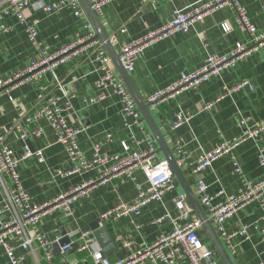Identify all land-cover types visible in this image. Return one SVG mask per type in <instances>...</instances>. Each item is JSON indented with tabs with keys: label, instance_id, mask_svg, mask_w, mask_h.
<instances>
[{
	"label": "crops",
	"instance_id": "1",
	"mask_svg": "<svg viewBox=\"0 0 264 264\" xmlns=\"http://www.w3.org/2000/svg\"><path fill=\"white\" fill-rule=\"evenodd\" d=\"M198 1L113 0L103 8L102 16L98 19L118 54L124 44L141 38L168 22L173 9L192 6ZM238 1L246 9L250 22L259 32H264V0ZM233 19L232 11L219 10L195 24L188 33H176L145 48L137 59L133 72L129 74L142 100L146 103L147 96L152 92L162 90L183 74L200 68L207 56L227 54L236 41L246 42V37L236 30ZM27 21L35 22L38 40L49 52L74 41L79 33L78 22L66 9L51 15L41 11L33 12L29 14ZM3 22L10 30L6 33L0 31V79L17 72L38 55V50L28 41L23 27L13 16H5ZM222 22H227L232 27L230 33L223 32ZM111 65L113 73L119 77L112 61ZM54 74L62 84L63 91L67 95L73 94V113L68 121L70 125L82 128L77 143L87 160L91 158L92 144L102 142L109 133L113 140L104 144L102 150L110 154L125 153L121 141L131 149L139 151L145 150L149 142H154L157 147L143 119L142 123L134 124L131 118H124L119 97L110 88L95 86L94 82L103 72L96 60L94 46L86 47L66 63L57 66ZM243 80L249 81L252 90L248 87L242 88L215 103L211 109H204L205 104L214 101L225 87L230 88ZM39 87H43L49 94L62 95L50 72L43 74L35 82L22 84L8 93L0 90V143L10 147L18 155L27 149L43 152L42 162L23 161L18 168L21 185L29 195L31 204L35 205L49 202L82 182L96 178L98 174L97 170L83 171L71 176L57 174V170L70 166L63 146L56 143L46 120L40 119L30 125L24 122L37 108ZM101 94L104 98L97 103L85 106L81 102L82 97ZM149 110L176 160L179 159L177 147L195 160L220 143L238 138L241 134L238 127L240 119L249 120V124L264 120V49L248 57L236 68L224 70L219 76L212 77L197 90L185 91L176 99ZM179 112L192 117L188 123L173 130L171 126ZM16 123L28 129L37 127L41 135L30 136L22 141L14 131ZM259 150H264V133L259 140H246L236 146L231 154L216 160L203 173L208 193L214 194L219 189L228 194L238 191L241 183L233 171L232 157L238 162L247 180L262 179L264 167L258 162ZM157 158L164 159L158 150ZM181 169L197 197L194 176L188 167L183 166ZM5 183L8 187V183ZM146 185L145 176L139 170L134 172L132 179L116 178L80 198L74 204L71 216L64 217L53 212L39 220L37 229L51 241L56 231L60 236L72 232H91L90 226L99 219L100 214L120 202H132L138 189H144ZM3 192L0 185V197L4 196ZM180 193L183 191L175 180V187L166 192L160 202L149 203L138 216L105 221L103 228L107 229L115 245V250L105 256L110 261L122 259L129 253L123 243H129L134 250L150 244L158 235L169 232L172 229L170 222H153L165 213H169L172 218L178 216L173 200ZM242 226L247 227V238L238 235L233 238L234 253L219 237L233 264L264 262V240L261 235L264 221L256 202L237 211L226 223L229 232L237 231ZM199 235L203 243L213 249L203 228ZM75 241L77 236L73 237V245L77 246ZM10 244L14 247L15 255L24 258V264H62L64 258L60 247L55 245L57 243H52L50 247V260H46L44 252L35 245L31 249L23 250L15 239H10ZM215 257L222 264L217 255ZM65 258L73 264H92L87 253L78 252L76 247ZM0 264H8L1 246Z\"/></svg>",
	"mask_w": 264,
	"mask_h": 264
},
{
	"label": "built area",
	"instance_id": "2",
	"mask_svg": "<svg viewBox=\"0 0 264 264\" xmlns=\"http://www.w3.org/2000/svg\"><path fill=\"white\" fill-rule=\"evenodd\" d=\"M87 1L94 14L100 17L103 8L113 0ZM65 9L69 10L78 22L79 33L74 41L60 46L54 52H49L38 40L35 22H28L27 19L33 12L41 11L51 15ZM224 9L233 12L234 26L239 33L246 37L247 41H236L227 54L207 56L203 65L197 70L183 74L168 87L149 94L146 98L148 108L155 109L161 104L176 99L185 91L197 90L200 85L212 77L219 76L224 70L236 68L248 57L264 49V32H259L250 22L246 9L239 4L238 0H199L192 6L173 9L171 19L164 25L121 47L118 59L124 70L130 74L145 48L176 33H188L195 24L202 22L214 12ZM5 16H13L17 23L23 27L28 41L38 50V55L17 72L1 78L0 90L8 93L22 84L33 83L43 74L50 72L56 88L62 91V95L49 94L43 87H39L37 108L30 117L25 118L24 122L30 125L40 119L46 120L56 138V143L63 146L70 166L64 170H57V174L71 176L83 171H98L96 178L82 182L49 202L41 205L31 204L29 195L21 185L18 168L23 161L42 162V150L27 149L18 155L10 147L0 143V185L4 191V196L0 197V246L7 256L8 264H24V258L15 255L10 239H15L23 250L31 249L33 245L37 246L44 252L46 260H50L52 243H58L63 237L68 238L69 243L60 247V252L64 257L62 264H73L68 262L65 256L73 249L74 236H77L78 241H75L77 243L76 250L86 252L91 258L92 264H220L216 261L214 250L203 243L199 235L202 224L188 206L184 193L178 194L173 200L174 207L178 212L176 218L165 213L153 222L160 224L163 221H168L172 224V229L158 235L150 244L138 249L133 250L129 243H123L129 253L116 261H110L102 253L101 248L91 238L90 231L72 232L64 236H60L56 231L52 241L38 231L37 225L41 218L53 212L69 217L73 213L74 204L80 198L87 196L91 190L119 177L132 179L137 170L145 176L146 187L138 189V194L132 202H120L100 214L99 227H103L107 220H117L131 215L138 216L142 208L149 203L160 202L164 194L175 187V179L167 162L157 158V147L154 142H149L145 150L139 151L131 149L129 145L121 141L120 144L125 153L123 155L110 154L102 150L104 144L113 140L112 134L109 133L106 134L102 142L92 144V154L89 160L80 150L77 137L82 128L70 125L68 121L73 113V94L67 95L63 91L62 84L54 74V69L72 59L86 47L94 46L96 48V60L100 63V69L103 72L94 82L95 86L103 89L110 88L119 97L124 118H131L134 124H139L142 123V117L123 81L113 73L111 59L102 43L94 38V29L79 0H0V31L3 33L10 30L3 22ZM221 29L225 33L232 31V27L227 22L221 23ZM245 87L252 90V86L247 80L240 81L230 88L225 87L214 101L205 104L204 109H211L215 103ZM103 98V94L82 97L81 102L85 106L92 105ZM191 117V115L179 112L171 128L173 130L179 128L188 123ZM238 127L241 129L238 138L220 143L212 150L202 153L195 160H192L189 154L177 147L179 153L177 164L179 167L186 166L190 169L195 178L196 195L200 205L218 237L233 253V238L237 235L247 238V227L242 226L237 231L229 232L226 229V223L237 211L252 202L259 205L261 218L264 221V177L258 181L247 180L243 176L238 162L232 157L233 171L240 179V188L231 194L222 189L214 194H209L208 187L203 181V173L216 160L231 154L240 143L249 139L259 140L264 133V120L249 124V120L240 119ZM13 128L22 141H26L30 136L39 137L41 135V131L37 127L28 129L16 123ZM257 158L259 164L264 167V150H259ZM4 181L8 183V187ZM261 235L264 240V228L261 230ZM259 264H264V262Z\"/></svg>",
	"mask_w": 264,
	"mask_h": 264
},
{
	"label": "water",
	"instance_id": "3",
	"mask_svg": "<svg viewBox=\"0 0 264 264\" xmlns=\"http://www.w3.org/2000/svg\"><path fill=\"white\" fill-rule=\"evenodd\" d=\"M79 2L94 29V32H95L94 38L99 40L102 43V46L104 47L108 56L113 62L120 79L123 81L124 85L126 86L142 119L144 120L151 135L153 136L156 142V145H157L158 152H160L163 155L164 160L167 162L168 168L172 176L174 177L178 185L181 187L183 193L185 194L188 206L190 207V209L194 212L196 217L201 222L202 228L207 234V237L217 257L219 258L222 264H233L227 251L222 245L221 240L219 239L217 233L215 232L213 225L208 220L204 209L200 205L197 197L195 196L189 183L187 182V179L185 178V175L181 167H179V165L177 164L176 158L174 157L173 153L167 146L161 132L159 131V128L157 127L150 113L148 105L142 100L130 75L124 70V68L120 64L119 59H118V54L116 53L115 49L111 45L109 36L105 33L98 17L92 11L91 6L87 0H79ZM90 229H91V232L93 233V238L95 242L97 243L99 248H101L102 253L104 255H108L115 250V245L107 229L103 227H99V219L96 220L93 224H91ZM62 235L64 236L65 234H62ZM68 243H69L68 238L63 237L55 245L62 247L63 245H66ZM72 247H76V245L74 244Z\"/></svg>",
	"mask_w": 264,
	"mask_h": 264
},
{
	"label": "rangeland",
	"instance_id": "4",
	"mask_svg": "<svg viewBox=\"0 0 264 264\" xmlns=\"http://www.w3.org/2000/svg\"><path fill=\"white\" fill-rule=\"evenodd\" d=\"M210 248V246H208ZM212 249V248H211Z\"/></svg>",
	"mask_w": 264,
	"mask_h": 264
}]
</instances>
